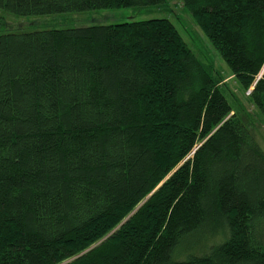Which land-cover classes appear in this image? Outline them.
I'll return each mask as SVG.
<instances>
[{"label": "trees", "instance_id": "obj_1", "mask_svg": "<svg viewBox=\"0 0 264 264\" xmlns=\"http://www.w3.org/2000/svg\"><path fill=\"white\" fill-rule=\"evenodd\" d=\"M181 1L264 117V0ZM162 2L0 0V264H264L252 118L170 19L5 30Z\"/></svg>", "mask_w": 264, "mask_h": 264}, {"label": "rangeland", "instance_id": "obj_2", "mask_svg": "<svg viewBox=\"0 0 264 264\" xmlns=\"http://www.w3.org/2000/svg\"><path fill=\"white\" fill-rule=\"evenodd\" d=\"M151 17H166L170 19L185 40L187 46L192 49L201 61L212 67L213 73L219 76L221 87L228 93V95L226 94L227 98L232 102L234 110L242 108L251 116V129L264 150L263 115L257 107L251 103L247 95L248 91L242 88L224 60L212 48L209 40L197 26L181 0H163L160 5L155 6L105 8L46 15L15 16L6 13L5 30L15 31L34 28L113 24L127 20H141ZM250 89H252V87H250ZM124 220H126V218ZM225 236L226 233L224 230L216 229L213 232H207L197 240L192 239L193 241H186L175 250L174 258L185 259L189 254H205L210 251L213 245L224 240Z\"/></svg>", "mask_w": 264, "mask_h": 264}, {"label": "water", "instance_id": "obj_3", "mask_svg": "<svg viewBox=\"0 0 264 264\" xmlns=\"http://www.w3.org/2000/svg\"><path fill=\"white\" fill-rule=\"evenodd\" d=\"M253 88V87H252Z\"/></svg>", "mask_w": 264, "mask_h": 264}]
</instances>
